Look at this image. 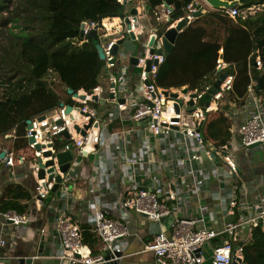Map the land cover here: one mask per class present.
<instances>
[{
  "label": "built area",
  "instance_id": "built-area-1",
  "mask_svg": "<svg viewBox=\"0 0 264 264\" xmlns=\"http://www.w3.org/2000/svg\"><path fill=\"white\" fill-rule=\"evenodd\" d=\"M196 4L194 2L188 6L185 17L170 24L172 7L163 4L155 10L159 24L165 25L161 35L153 31L154 26L149 17L142 15L145 6H148L144 0H127L122 15L106 16L100 23L83 21L80 26L83 36L76 39L74 44L87 43L95 37L104 54L101 61L106 63L108 70L116 71L117 76L113 72L107 77L102 76L103 79L99 78L100 84L91 94L77 92L79 95L84 93L85 100L71 95L73 104L61 101L63 106L59 105L28 120L30 124L27 125L25 140L32 151V172L38 182L37 202L45 200L56 183L55 177L52 180L47 177L38 179V172L40 162L47 160L45 154L57 152V141L62 145L61 150H68L69 145H72L76 157L97 159L93 165L95 173L88 178L91 188L96 184L104 185L110 193L118 194L117 200L110 207L121 214L120 218L112 216V212L99 204L91 207L92 219L87 225L97 240L95 251L83 243L82 230L77 222L69 216L58 218L56 227L61 247L58 258L66 264H119L126 256L125 249L131 237L124 220L129 211H134L143 219L157 222L171 216L175 204L179 203L177 190L180 187L177 182L169 187L160 183L158 174L163 166L154 160L155 153L159 152L165 157V167L169 174H173V178L186 175L191 177L195 186L192 194L201 192L209 180L205 169L206 159L212 161L220 158L233 175H238L237 162L231 151L207 141L202 132L206 118L218 113L225 98L233 91L234 69L224 61L223 49L219 50L215 71L203 78L200 88L164 89L156 83L158 70L167 56L162 41L164 33L184 19L188 20L187 25L192 23L195 20L193 14L196 12ZM133 7L137 9L135 15L130 14ZM259 9L254 6L241 11L235 7L220 12L235 18L254 15ZM143 18L148 20L147 24L142 23ZM113 20H117L118 24H113ZM145 29L150 33L146 42H142L140 38L147 36ZM127 37L139 44L137 54L131 51L129 54L120 53ZM104 38L107 40L104 41ZM152 38L154 41L151 45ZM116 45L118 49L114 54ZM258 54V51L252 54L251 62L257 70H262ZM133 57L137 59V64H132ZM224 75L226 78L222 80ZM218 82L220 84L215 88ZM256 85V82H252L248 86L247 103L242 108L249 110L253 107L238 130L244 150L264 146V101L257 95ZM184 89L188 90L187 93H183ZM104 94L108 98H104ZM94 96L97 101H94ZM206 96L209 97L208 105L203 103ZM105 101L110 106L104 105ZM89 103H103L102 113ZM67 106H71L70 112ZM128 125L130 127L127 128ZM132 134L139 136L141 146L138 153L130 156L127 153V139ZM110 140H114L119 149L116 154L118 160L112 164H109L112 152L106 148ZM161 141L167 142V145L159 148ZM14 156L13 151H6L0 160L3 165L13 167ZM24 160L25 157L21 156L19 162ZM120 163L122 174L118 169ZM211 170L217 171L214 166ZM115 174L119 175L122 182L128 181L120 192L110 185V179ZM61 176L65 181V175ZM141 176L150 182V188L139 186L138 178ZM66 196V193L63 194V199ZM229 205L230 213L238 214L239 218L228 223L223 232L198 229L196 220L173 218L170 234L161 232L154 236L145 246V251L153 253L157 262L162 264H204V247L223 234L225 238L214 247L211 264H232L235 258H240L244 264V245L240 242L239 229L248 226L250 230L260 229L264 234V204L255 205L250 216L236 211L238 203L234 198H230ZM3 217L16 226L29 222L26 214L16 212L3 213ZM41 233L44 234L45 230L42 229ZM5 245L6 240L0 232V247Z\"/></svg>",
  "mask_w": 264,
  "mask_h": 264
},
{
  "label": "trees",
  "instance_id": "trees-1",
  "mask_svg": "<svg viewBox=\"0 0 264 264\" xmlns=\"http://www.w3.org/2000/svg\"><path fill=\"white\" fill-rule=\"evenodd\" d=\"M144 1L154 10L163 4L172 7L168 24L185 17L188 6L194 3V0ZM238 1L240 4L236 7L241 11L254 6L260 9L254 15L235 18L217 11L204 12L178 35L173 52L166 56L156 78L157 85L164 89L200 88L203 78L215 71L219 50L223 49L224 61L234 69L233 91L218 113L209 115L202 126L205 139L223 148L231 138L230 113L247 103V90L252 82L257 83L256 93L264 99V0ZM11 5L13 0H0V28L13 22L20 26L19 18L23 15L11 11ZM21 6L29 12L26 16L31 11L35 13L34 18L25 16V23L35 20L41 25V31L34 38L25 30L15 34L8 29L17 40L13 46L18 47V64L28 75L18 81L0 80V136L14 134L15 162L32 153L25 140L27 121L60 105L57 93L45 79L49 71L55 72L66 87L69 104H73L69 89L91 94L100 84L101 60L95 37L87 43L74 44L81 37V23H100L104 17L118 16L125 10L120 0H21ZM255 41L262 70H257L251 62ZM56 148H61L60 141L56 142ZM29 199V193L21 185H11L0 196V212L25 214L28 206L20 201ZM81 230L83 243L95 251L94 235L88 226H81ZM244 262L264 264V234L260 229L254 230L252 242L244 246Z\"/></svg>",
  "mask_w": 264,
  "mask_h": 264
},
{
  "label": "crops",
  "instance_id": "crops-1",
  "mask_svg": "<svg viewBox=\"0 0 264 264\" xmlns=\"http://www.w3.org/2000/svg\"><path fill=\"white\" fill-rule=\"evenodd\" d=\"M194 2L199 4L197 0ZM252 110L253 107L249 110L236 109L230 113L231 138L226 148L231 151L237 162L238 175H233L220 158L212 161L206 159L204 162L209 180L198 194L191 192L194 191L195 186L189 175L173 178V174H169L165 167V157L159 152L154 154V160L163 166L158 174L160 183L165 187L172 186L175 182L179 184L180 188L177 190L179 203L175 204L171 216L160 222L143 219L134 211L128 212L124 220L130 229L131 237L125 249L126 256L119 264H162L157 262L153 253L145 251V246L161 232L170 234L173 218L196 220L198 229L205 228L221 233L228 223L239 218L238 214L230 213V198H234L238 203L236 211L245 216L253 214L255 205L264 204V146L244 150L238 133L241 124ZM132 127L138 126L132 125ZM14 143L13 133L0 136V157L6 151L14 152ZM166 143L161 141L159 148L165 147ZM140 146L139 136L130 135L127 139V153L130 156L138 153ZM106 148L112 152L109 164L116 163L119 149L115 146L114 140L107 142ZM31 156L32 153H27V158L23 162H15L13 167L3 165L0 160L2 164L0 196L9 186L15 184L21 185L30 195L29 200L20 201L22 205L28 206L25 214L29 217V222L26 225L16 226L7 221L3 217V212H0V232L6 240V245L0 247V264H19L20 259L29 258L33 259V264H66L58 258L61 250L56 227L58 218L62 215L69 216L80 227L88 226V221L92 219L91 207L95 204L107 208L112 212V216L120 218L121 214L110 207L117 200L118 194L110 193L104 185L96 184L91 188L88 178L95 173L93 165L97 159L83 157L77 161L69 176H65V181L58 191L50 192L47 198L39 203L36 200L38 182L32 172ZM212 166L216 167V172L211 170ZM119 167L122 174L121 163ZM110 182L111 188L118 192L128 183L127 180L122 182L117 174L112 176ZM149 183L145 177L138 178L140 187L150 188ZM65 193L67 196L63 199L62 195ZM42 229L45 230L44 234L41 233ZM253 232L248 226L239 229L240 242L244 246L252 242ZM224 238L225 235L222 234L206 244L204 264H211L214 247ZM42 242L43 247L40 249Z\"/></svg>",
  "mask_w": 264,
  "mask_h": 264
},
{
  "label": "water",
  "instance_id": "water-1",
  "mask_svg": "<svg viewBox=\"0 0 264 264\" xmlns=\"http://www.w3.org/2000/svg\"><path fill=\"white\" fill-rule=\"evenodd\" d=\"M209 7L213 8L216 11H222V10H229V9H233L236 6H238L240 4V2L238 0H234V1H228V0H203ZM122 4L124 6H127V0H122ZM166 7H169L167 4H164ZM203 7L200 4H196V12L193 14V16L196 18H199L203 15ZM147 16L150 19V23L153 26H159V20H158V16L157 13L154 9L150 8L147 11ZM130 14L135 15L137 14V9L135 7H133L130 10ZM188 20L184 19L182 21H180L178 23V25L175 28H171L169 30H167L163 37H162V41H163V48H164V52L165 54L169 55L173 52L174 47H175V42L176 39L178 37V35L183 31V29L187 26ZM80 36H83V31L82 28L80 29ZM154 41V38L151 39L150 44L152 45ZM121 43V42H120ZM137 44V43H136ZM96 50L98 53V57L100 60L104 59V54L102 51V48L100 46V44H96ZM118 49V46L116 45L113 49V53L116 54ZM258 51V45L257 42L255 41V47H254V54L257 53ZM159 54H161L162 52H158ZM132 64H137V59L135 57H133L131 59ZM149 67V65H148ZM226 78V75L222 76V80ZM220 82H218L215 85V88H218ZM187 89L183 90V93H187ZM212 93H215V90H212ZM68 94L72 95L73 97H79L82 100L86 99L85 95H79L77 93H74L73 90H68ZM94 101H97V97L94 96L93 97ZM203 103H205L206 105L209 104V97L206 96L205 99L203 100ZM61 106H63V103H60ZM71 106H67V111L70 112L71 111ZM30 124V121H27V125ZM83 135L85 134V132L82 133ZM67 138L69 137L68 135H65ZM62 147V145H61ZM256 147V146H253ZM5 156V154L1 155V159H3ZM46 157V161L44 163L39 164L40 170L38 172V179H45L46 177L48 178V180H52L53 177H55L56 183L54 185V188L51 190V193H55L58 191V189L60 188V185L64 183L63 177L61 175H65V176H69V174L71 173L72 169L77 165V161L79 160L78 157H76V155L74 154V150H73V146L69 145V149L68 150H61L58 149L57 152L55 154H53L51 151L45 154ZM43 187L46 189V185L45 183L43 184ZM43 247V242L40 245V249ZM19 264H33V259L29 258V259H20L19 260ZM232 264H242V261L240 258H235Z\"/></svg>",
  "mask_w": 264,
  "mask_h": 264
},
{
  "label": "rangeland",
  "instance_id": "rangeland-1",
  "mask_svg": "<svg viewBox=\"0 0 264 264\" xmlns=\"http://www.w3.org/2000/svg\"><path fill=\"white\" fill-rule=\"evenodd\" d=\"M197 1L203 7V10H204L203 12H216V10L206 5V3L203 0H197ZM148 9L149 7L145 6V10H144L145 12H143L142 14L143 17H146L145 15L148 14L147 13ZM13 10H15L16 13L21 14L23 16L19 18L20 26H17L16 23L13 22V23H10L5 28H0V80H8L10 78H13V81H18L28 76L27 72L26 71L24 72L18 64V62L20 61L18 59V47L13 46L14 43L17 42V40L13 39V37L9 34L8 29L14 32L15 34H19L20 31L25 30L26 33L32 35L34 38H38V34L41 31V25L35 20H33V22H30V23H25L24 21V17L26 16L25 14L29 12H25L23 10L21 6V0H13V5H11V11ZM217 12H220V11H217ZM30 14L31 15H27L26 17L34 18L32 17L35 14L34 11H31ZM112 23L118 24V22H116L115 20ZM142 23L147 24L148 20L146 18H143ZM164 29H165V25L163 23L160 24L159 26L153 27V31H155L157 35H161ZM145 30H146L147 36L140 38L142 42H146V38H148V35L150 33L149 30L147 29ZM103 40L105 41L107 40V38H104ZM139 49H140L139 44L133 43L131 37H127V39L125 40L124 44L122 45L120 49V53L126 52V54H129V52L131 51L132 53L137 54L139 52ZM49 72L50 73H48L45 76L46 81L48 82L50 87L53 88V90L57 93L60 103L61 101H66L68 98L65 92L66 87L64 86V84L60 82L59 76L54 74L52 70ZM113 72L114 74L116 73V71H113ZM113 72L107 69L106 63L104 61H101L100 76H99L100 79H103L102 76L107 77ZM115 75L117 76V74ZM104 98H108V96L104 94ZM103 103L104 105L110 106L109 102L105 101ZM103 103H98V104L89 103V105L91 107L96 108L97 110L100 111V113H102ZM82 158L83 157H80L79 160Z\"/></svg>",
  "mask_w": 264,
  "mask_h": 264
},
{
  "label": "bare ground",
  "instance_id": "bare-ground-1",
  "mask_svg": "<svg viewBox=\"0 0 264 264\" xmlns=\"http://www.w3.org/2000/svg\"><path fill=\"white\" fill-rule=\"evenodd\" d=\"M83 94V93H82ZM84 95V94H83Z\"/></svg>",
  "mask_w": 264,
  "mask_h": 264
}]
</instances>
